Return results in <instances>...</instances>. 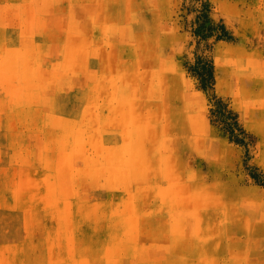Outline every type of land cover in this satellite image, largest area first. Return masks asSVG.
I'll return each mask as SVG.
<instances>
[{
    "label": "rangeland",
    "instance_id": "rangeland-1",
    "mask_svg": "<svg viewBox=\"0 0 264 264\" xmlns=\"http://www.w3.org/2000/svg\"><path fill=\"white\" fill-rule=\"evenodd\" d=\"M0 264H264V0H0Z\"/></svg>",
    "mask_w": 264,
    "mask_h": 264
},
{
    "label": "trees",
    "instance_id": "trees-1",
    "mask_svg": "<svg viewBox=\"0 0 264 264\" xmlns=\"http://www.w3.org/2000/svg\"><path fill=\"white\" fill-rule=\"evenodd\" d=\"M222 29L225 30L224 26H222ZM212 68L211 62L205 61L202 58H198L193 70L201 78L203 84H205L207 82L211 83L213 80Z\"/></svg>",
    "mask_w": 264,
    "mask_h": 264
},
{
    "label": "bare ground",
    "instance_id": "bare-ground-1",
    "mask_svg": "<svg viewBox=\"0 0 264 264\" xmlns=\"http://www.w3.org/2000/svg\"><path fill=\"white\" fill-rule=\"evenodd\" d=\"M217 89H218V91L220 90V84H219V79L217 80ZM199 200V199H198Z\"/></svg>",
    "mask_w": 264,
    "mask_h": 264
},
{
    "label": "crops",
    "instance_id": "crops-1",
    "mask_svg": "<svg viewBox=\"0 0 264 264\" xmlns=\"http://www.w3.org/2000/svg\"><path fill=\"white\" fill-rule=\"evenodd\" d=\"M97 33V31H94V34ZM98 40V39H97Z\"/></svg>",
    "mask_w": 264,
    "mask_h": 264
}]
</instances>
